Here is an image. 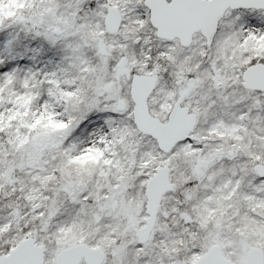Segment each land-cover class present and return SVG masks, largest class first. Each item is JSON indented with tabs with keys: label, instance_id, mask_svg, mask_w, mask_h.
<instances>
[{
	"label": "snow or ice",
	"instance_id": "snow-or-ice-1",
	"mask_svg": "<svg viewBox=\"0 0 264 264\" xmlns=\"http://www.w3.org/2000/svg\"><path fill=\"white\" fill-rule=\"evenodd\" d=\"M0 264H264V0H0Z\"/></svg>",
	"mask_w": 264,
	"mask_h": 264
}]
</instances>
